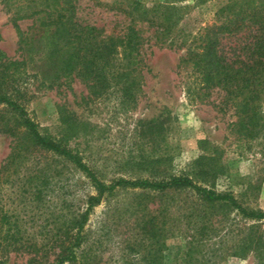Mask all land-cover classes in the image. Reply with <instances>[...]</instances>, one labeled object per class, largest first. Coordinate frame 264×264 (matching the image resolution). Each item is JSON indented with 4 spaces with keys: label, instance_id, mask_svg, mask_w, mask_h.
Masks as SVG:
<instances>
[{
    "label": "rangeland",
    "instance_id": "1",
    "mask_svg": "<svg viewBox=\"0 0 264 264\" xmlns=\"http://www.w3.org/2000/svg\"><path fill=\"white\" fill-rule=\"evenodd\" d=\"M22 4L0 0V51L13 60L22 58L13 26ZM218 9V0L198 4L191 10L195 24L186 27L193 30V25L213 21ZM94 14L107 23L113 18L101 8ZM33 19L25 17L18 24L27 30ZM237 36L229 37L228 45L239 43ZM183 54V49L160 44L151 48L135 104L122 106L109 91L92 96L77 78L49 87L32 63L11 70L9 78L0 71V90L22 103L44 135L60 137L69 128L63 121L73 120L72 145L104 181L166 174L199 179L201 167L209 164L214 170L205 183L233 193L249 209L264 210V128L238 147L232 131L234 107L222 105L223 93L215 89L199 99L185 92L182 81L189 69L177 68ZM20 135L15 117L0 105V167L13 143L21 142V156L0 171V221L6 213L10 224L4 228L17 222L22 242L15 249L0 245V264H51L53 240L95 191L74 165ZM208 154L210 159L196 163ZM151 216L154 237L144 232ZM84 232V264H145L141 259L148 253L160 256L157 264H264V222L244 218L226 203L203 204L185 189L118 187L93 208Z\"/></svg>",
    "mask_w": 264,
    "mask_h": 264
},
{
    "label": "trees",
    "instance_id": "2",
    "mask_svg": "<svg viewBox=\"0 0 264 264\" xmlns=\"http://www.w3.org/2000/svg\"><path fill=\"white\" fill-rule=\"evenodd\" d=\"M206 1L23 0V4L17 7L21 15L16 13L13 19L22 58L13 60L0 51V71L9 78L11 70L32 63L40 72L42 82L49 87L69 84L77 78L85 83L90 95H103L109 91L123 106L136 103L147 56L154 45L183 49L177 68L180 71L186 67L189 69L182 81L185 92L201 99L215 89L220 90L223 93L222 105L234 107L232 131L236 145H246L260 136L264 128V0H218L219 9L213 21L188 29L186 26L195 24L197 20L191 16V10ZM99 8L113 16L109 23L95 19V14L90 15ZM25 17L34 18L27 30L18 24V20ZM236 35L240 42L228 45V38ZM0 105L15 117L21 127L22 140L30 141L34 147L52 152L74 165L95 191L86 195L83 209L73 214L62 234L53 240L51 264H84L85 255L80 250L85 241L84 230L89 215L105 194L118 187L158 192L185 189L203 204L226 203L244 218L264 222V210L249 209L233 193L217 190L205 183L214 170L209 164L201 167L199 179L188 174H166L159 179L116 177L107 182L72 145L75 136L71 135L69 128H72L73 120H64L69 128L55 138L42 134L22 103L2 90ZM6 129L11 132L12 128ZM20 145L17 140L13 143L0 171L6 170L21 156ZM209 157L210 154L201 155L196 163L201 164ZM8 217L2 213L0 221V245L6 250L15 249L22 243L17 222L3 227L10 224ZM149 218L146 224L150 225L144 227V232L154 237L156 230L151 225L154 218ZM28 246L35 247L30 243ZM141 260L145 264H157L160 256L148 253ZM110 264L136 262L124 260Z\"/></svg>",
    "mask_w": 264,
    "mask_h": 264
}]
</instances>
